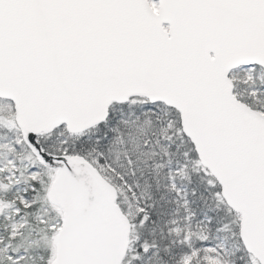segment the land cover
<instances>
[{
    "label": "snow or ice",
    "instance_id": "snow-or-ice-1",
    "mask_svg": "<svg viewBox=\"0 0 264 264\" xmlns=\"http://www.w3.org/2000/svg\"><path fill=\"white\" fill-rule=\"evenodd\" d=\"M0 264H264V0H0Z\"/></svg>",
    "mask_w": 264,
    "mask_h": 264
}]
</instances>
